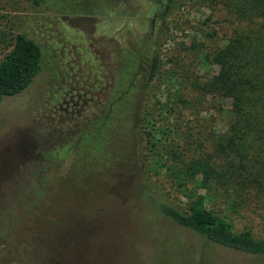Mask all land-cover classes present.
<instances>
[{"label":"rangeland","instance_id":"rangeland-1","mask_svg":"<svg viewBox=\"0 0 264 264\" xmlns=\"http://www.w3.org/2000/svg\"><path fill=\"white\" fill-rule=\"evenodd\" d=\"M217 1L163 12L155 0H0V60L18 34L43 50L32 84L0 102L1 245L71 240L73 256L86 251L83 264H264V257L212 244L160 215L140 170L143 98L173 94L162 78L146 88L152 54L160 56L162 75L174 57L187 64L195 56L192 44L204 42L209 51L221 45L219 32L205 39L219 31ZM127 51L134 66L120 78ZM201 73L208 78L216 66ZM212 115L223 132L228 113ZM151 181L153 190L176 194L163 175ZM223 213L236 228L264 237V216ZM68 250L62 246V255Z\"/></svg>","mask_w":264,"mask_h":264},{"label":"trees","instance_id":"trees-1","mask_svg":"<svg viewBox=\"0 0 264 264\" xmlns=\"http://www.w3.org/2000/svg\"><path fill=\"white\" fill-rule=\"evenodd\" d=\"M155 2L166 12L191 0ZM214 5L222 12L216 19L219 31L206 33L205 39L219 32L221 45L209 51L204 42L200 47L192 44L196 57L187 64L174 57L162 75L160 56L152 54L146 88L162 78L173 94L171 100L152 103L143 98L138 116L140 170L148 177L145 186L152 191L146 193L160 215L212 244L264 257V237L246 226L236 228L223 213L264 216V0H218ZM123 61L120 78L129 72L126 52ZM42 62V46L16 35L0 60V102L26 90ZM209 65L216 66V73L207 78L201 71ZM212 111L228 113L223 132L216 130ZM160 175L176 193L173 197L152 189L151 180ZM70 243L44 237L0 243V264H83L86 251L73 256ZM65 245L69 250L62 255Z\"/></svg>","mask_w":264,"mask_h":264},{"label":"flooded vegetation","instance_id":"flooded-vegetation-1","mask_svg":"<svg viewBox=\"0 0 264 264\" xmlns=\"http://www.w3.org/2000/svg\"><path fill=\"white\" fill-rule=\"evenodd\" d=\"M127 52H128V51H127ZM128 54H129L130 59H131V58L133 57L132 52H128ZM123 64H124V61H123ZM133 66H134L133 64H132L131 66H127V67H128L127 71H128V70H129V71L132 70ZM119 72H120V71H119ZM119 72H118V74H119ZM121 74H122V73H120V75H118V76L120 77ZM119 77H118V78H119ZM38 146H39V144H38ZM37 148H38V147H37ZM66 149H67L66 154H68V153H69V147H68V148L66 147ZM63 155H64V154H63Z\"/></svg>","mask_w":264,"mask_h":264}]
</instances>
